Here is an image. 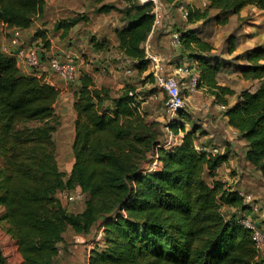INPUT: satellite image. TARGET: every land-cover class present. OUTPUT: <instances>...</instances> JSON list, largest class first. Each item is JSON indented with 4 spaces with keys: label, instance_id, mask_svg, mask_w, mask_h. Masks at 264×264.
<instances>
[{
    "label": "trees",
    "instance_id": "trees-1",
    "mask_svg": "<svg viewBox=\"0 0 264 264\" xmlns=\"http://www.w3.org/2000/svg\"><path fill=\"white\" fill-rule=\"evenodd\" d=\"M86 1L98 5L96 14L120 15L123 26L114 31L116 49L137 74L145 73L149 62L143 44L152 30V4L121 0L124 6L118 7V0ZM180 1L162 0L170 6ZM207 1L204 9L187 5L186 22L205 20L209 10L220 15H236L248 6L264 11V0ZM43 7V0H0V24L27 29L42 16ZM83 17L54 29L62 30L64 38ZM177 34L182 49L199 51L189 53L200 75L199 87L225 106L228 125L246 142V160L264 180V46L235 56L241 62L235 71L257 84L237 93L218 83L223 66L215 57L200 54L212 48L195 30ZM35 35L48 46L43 32ZM230 44L232 53L234 41ZM92 46L102 52L108 41L92 40ZM134 90L125 86L111 97L90 75L79 77L73 102L74 161L67 175L59 170L53 139L60 125L55 113L59 89L46 82L44 73L27 74L0 51V219L16 243L20 261L15 264H60L58 244L68 229L83 235L101 230L89 264H262L251 231L221 211L222 206L246 209L239 191H229L215 179L217 167L227 161L226 151L213 156L197 152L195 141L205 132L195 123L186 129L182 115L168 122L174 136L182 132L180 141L168 150L156 148L161 145L158 130L147 124ZM226 96L236 100L228 106ZM155 153L156 167L149 170V157ZM76 187L86 198L83 210L74 214L55 194ZM0 264H7L1 250Z\"/></svg>",
    "mask_w": 264,
    "mask_h": 264
},
{
    "label": "rangeland",
    "instance_id": "rangeland-1",
    "mask_svg": "<svg viewBox=\"0 0 264 264\" xmlns=\"http://www.w3.org/2000/svg\"><path fill=\"white\" fill-rule=\"evenodd\" d=\"M69 1L71 2L68 8L69 11L66 12V14L61 13L59 20H63V18L67 16H87L85 20L86 23L80 24L79 27L75 28L79 31L80 35H83L82 38L77 39L79 34H76L75 38L72 37V39H67L68 36L66 35L62 40V33L59 37L54 33L55 29L53 30V28H50V26L53 25L51 21V11L48 9L45 0V6L43 7L42 16L35 19L36 21L39 20L40 28L42 29V31L39 32H48L50 34H53L54 37H58L57 42H55L54 45H61L63 49H68L69 47H71L69 51H63L65 52V54L57 53L55 48L53 50L54 52L51 53L53 55H59L61 57H64L66 54H68L79 70L82 66L80 65L81 61L87 63L89 65L88 70L94 72L96 76V83L98 85H101L103 88L108 89L111 97L118 96L120 91H122L125 86H133L135 88L134 94L136 95V101L139 103L140 112L145 117L147 124H151L153 129L158 130L159 141L161 143H172L174 138H170V136H168L167 134V131L164 129V126L167 123L166 94L161 91L158 86H156L152 74L151 77L149 76L150 71L148 69L143 74H137V71L132 66V63H127L122 54H120V52L116 49L115 35L113 32L115 31V29H119L123 26V23L120 20V15L117 12H111L108 15H99L94 13V9L97 8V6L94 7L85 0ZM107 2L111 1L108 0ZM114 4H116V6L118 7L124 6V4L120 1H115ZM181 4L186 7L188 5L193 8H199L201 0H193V2L190 0H182ZM162 5V25L160 26V28L155 30L156 35L160 33V38L157 39V36L155 35V41L153 36L149 38L148 43L150 49H152L155 53L160 54L164 58H167V61L163 66L166 73L173 72L175 65L182 63H190L197 68L195 61L189 58V53H197L199 51L193 49V51L190 52L185 48L182 49L180 43L177 47H173L169 44L170 35H172L173 33H179L186 30H195V34L204 43L208 44L212 48L209 53L200 52V54H206L207 56L210 55L215 57V59L219 61L223 66L222 70L217 75V81L220 85H225L237 93L244 89H253L257 85L255 81H248L240 77V75L235 71L234 66L235 64H241V62L234 60V58L236 55L244 52L251 47L258 45L264 46V11L258 10L252 6H248L242 9L236 15H220L214 10H209L208 16L205 20H201L199 22L191 24L186 22V20L182 18V12L179 8V4H177L176 6H170L162 2ZM215 16H219V19H217V17L215 18ZM41 21H44L43 23H45V25H41ZM163 30H167V33H163ZM33 35L34 33L32 35H28V37H25L21 34V39L25 45H32L35 38L33 37ZM165 35L166 41L164 42L163 38L161 40V37ZM103 39H106L108 41V48L101 53H96L92 48V40L101 42ZM69 40H72L71 45L68 43ZM231 41H234L235 50L232 53H229ZM89 45H91L90 47L94 52L89 51ZM46 49L45 52H42L44 62L47 60V58L50 57L49 55H51L49 51L50 48L49 50ZM121 78H123L124 81L123 88L118 87ZM126 80L128 81V83L132 82V84L125 85L127 84L125 83L127 82ZM184 99L185 105L184 108L179 111V115H182L184 117L180 120L184 123L186 129H189L192 123L198 124L197 127L199 128H204L203 123L209 122L208 119L214 116L213 111L211 110L215 108L217 110H220L218 109L219 103L216 101L214 96L211 95L210 91L203 86L199 88L198 92L192 95H185ZM226 99H228L229 103H232L236 100L235 96H226ZM204 104H208L209 107V110L206 112L203 110ZM221 111L222 110H220V112ZM179 115L177 119H179ZM218 118L219 123H221L222 116L220 115ZM34 125L35 124H29V126ZM208 125L210 124L208 123ZM205 134L206 138L202 137V140H199V143L203 142L207 145L211 144L214 146H218L221 152L223 150V146H230L231 142L236 141L235 138H233L232 141L229 140V137L227 138L228 135L225 131V125L222 124L220 126H213L212 128H205ZM66 135L67 134H64V137L61 134H57L55 136L57 148L55 158L59 170L62 172L63 170L65 171L68 167L67 156L72 154V143L70 145V148L68 147V144L71 141V137H69V135ZM180 136L181 135L178 134L176 136V139H179ZM217 137H225L221 138L218 141L220 145L217 144L218 142L216 143L215 139H217ZM1 165L2 161L0 159V167ZM61 205L67 211L74 214L80 213L84 207L83 203L68 205L64 202H61ZM1 212L2 210L0 208V215ZM64 235L66 237H69V239L72 241L70 244L71 246L79 243V241L77 240L78 235L71 229H68ZM89 243L91 245L93 244L92 238ZM65 245L67 244H58L59 263H62V261H64V253H59L65 250ZM0 250L7 264H15L20 261V255L17 251L16 243L7 233V225L1 219Z\"/></svg>",
    "mask_w": 264,
    "mask_h": 264
},
{
    "label": "crops",
    "instance_id": "crops-1",
    "mask_svg": "<svg viewBox=\"0 0 264 264\" xmlns=\"http://www.w3.org/2000/svg\"><path fill=\"white\" fill-rule=\"evenodd\" d=\"M45 1H46L47 6H48V9L51 11V16H52L51 21H52L53 25L50 26V28H53V30H54V27L56 24L65 22L67 20H70L71 18L76 17V16H74V17L67 16V17L63 18V20H59L61 13L66 14V12L69 11L68 8H69V5L71 3L69 0H45ZM118 1L122 2L121 0H118ZM87 2H89L94 7L95 6L98 7V5H96L90 1H87ZM44 6H45V2H44ZM99 15H104V14H99ZM105 15H108V14H105ZM77 16H79V15H77ZM81 16H84V15H81ZM83 18L84 19H82L79 23L75 24L74 26H72L69 29V31L67 33V36H68L67 39H72V37L75 38L76 34H79L77 39L82 38L83 35L82 34L80 35L79 31L76 30L75 28L79 27L80 24L86 23L85 20H86L87 16H84ZM43 22L44 21H41V25L42 24L45 25V23H43ZM40 29L41 28H40L39 20H37V21L34 20L31 23L30 27H28L27 29L21 30V34H22V36L28 37V35H32L34 33L33 37H35V38H34V42L32 43V45L34 47H36L41 52V56H42V52L43 51L45 52L46 48H48L46 50H49V48H50L49 51H50L51 55H49V56H59V55H53L51 53V52H54L53 51L54 48H55L57 53H62V54H65V52H63V51H66V50L69 51L71 49V47H69L68 49L64 48L65 49L64 50L61 47V45H59V46L54 45V43L57 42L58 37L62 33V30H58V31L55 30L54 31V33L58 36V37L56 36L57 38L54 37L53 34H50L48 32H44L45 40H46V42H48V46L46 47L44 45L43 41L41 40V38L37 37L35 35L36 32L42 31V29L41 30ZM166 31L167 30H163V33H167ZM8 32H9V29L6 28L5 26H3V24H0V45L4 44L6 42V40H7L6 36H7ZM155 35H156V33L154 32V34L152 35V37L154 36V41H155L156 36H157V39L160 38L159 37L160 33L156 36ZM166 35L161 37V40L163 38L164 42L166 41ZM171 36L172 35H170L169 44L171 41ZM25 37H24V39H25ZM62 40H63V38H62ZM71 41L72 40H69V42H68L70 45L72 43ZM60 42H63V41H60ZM64 42H67V41H64ZM115 44H116V39H115ZM90 46L91 45H89V47H88L89 51L94 52L95 50L93 51ZM66 48H67V45H66ZM99 53H101V52H99ZM59 57H61V56H59ZM124 59L127 61V63H129V62L132 63L130 60H128L126 58H124ZM80 65H82L80 70L77 67V80L74 83H69V84L67 82H65L64 80L59 79L56 75L52 74L50 71H47V72L42 71V73H44L46 82L48 84L54 86L55 88L59 89V91H60L59 98H58L57 102L55 103V113L60 118V125L57 128V130L55 131V133L53 134V139H54L55 144H56L55 136L57 134H61L63 137H64V134H67L66 136L69 135V137H71L72 139L74 138V131H73L74 126H73V124H74V120H75L76 115H75V112L73 110V102H74V92L77 90L78 85H79V77L83 74H88L92 77L94 85L97 88H102L101 85H98L96 83L97 80L95 79L96 76H95L94 72L88 70L89 65L87 63H84L83 61L80 62ZM23 72H25V71H23ZM25 73H27V72H25ZM125 83H127L125 85L132 84V82L128 83V81ZM123 86H124V81H123V78H121L120 84L118 85V87L123 88ZM233 103H234V101L232 103H229V101H228V106H230ZM203 108H204L203 110L205 112L208 111L209 110L208 104H204ZM218 109H219V107H218ZM211 111H213L214 116L210 117V119H208L209 122L203 123L204 128H201V130H203L205 132V128H212L213 126H217V125L220 126L222 124V125H225V131L227 132V135H228L227 138L229 137V140H231V141L233 138L236 139V141L231 142L230 146L226 145V146L222 147V149H223L222 152L226 151L227 161H225L224 163H222L221 165H219L217 167L215 179L224 183L225 188L228 189L229 191H243V192L251 194L253 196L254 200L256 202H258V205L260 207V212H259V215L257 217L258 218V226L264 227V224H263L264 223V213H262V212H264V180L262 179L260 173L258 171H256L255 168L246 160V158H245L246 150H247L246 142L243 139H240L237 137V132L232 127H230L228 125L227 118L224 116V113L222 111L220 112V110H217L216 108L211 110ZM216 115L222 116L221 123H219V121H218L219 116H216ZM208 123L210 125H208ZM217 123H219V124H217ZM221 128H222V126H221ZM179 134L181 135L180 136V139H181L183 134H182V132H179ZM202 137L206 138V134L199 136L196 139L195 144H199V140H202L201 139ZM221 138H225V137H217V139H215L216 143ZM72 139H71L70 143L68 144L69 148H70V145L72 143ZM200 143H203V142H200ZM217 144H219V142ZM219 150H220V148H219ZM73 161H74L73 155L72 154L68 155L67 156L68 167L65 171L63 170V172H65L67 175L70 172ZM206 181L208 183H212L213 178L206 176ZM221 211L228 218L230 216H234L235 218H237V216L241 215L242 213L248 214V211L246 209L245 210H237L235 208L226 207V206H222ZM95 232H96V230H93L88 235L77 234L78 235L77 240L79 241V243L74 245V246L70 245L72 241L69 239V237H66L64 235L63 241L60 242L59 245H63V244H67V245H65V250H63V251H61V253H59V254L64 253L63 254L64 257L62 256L64 261H62V263H60V264H72V263L73 264H83L86 260V257L89 256V253H90L91 249L93 248V245H91L89 243V241L94 236Z\"/></svg>",
    "mask_w": 264,
    "mask_h": 264
},
{
    "label": "built area",
    "instance_id": "built-area-1",
    "mask_svg": "<svg viewBox=\"0 0 264 264\" xmlns=\"http://www.w3.org/2000/svg\"><path fill=\"white\" fill-rule=\"evenodd\" d=\"M139 4L143 5L146 3L152 4L151 14L153 15V24L152 30L143 44L145 58L149 62V71L153 76L154 82L158 88L166 94V116L167 123L164 126V129L167 131L170 138H174L172 143H161L156 148L170 149L175 144H177L179 139H176V136L172 134L169 129L168 122L173 121L178 118L179 111L184 108L185 105V95H192L199 90L201 84L200 75L198 70L193 64L182 63L176 64L174 71L171 73H166L163 66L167 61V58H164L160 54L155 53L150 49L148 40L152 37L155 30L160 28L163 21V5L162 0H136ZM193 2V0H190ZM197 1V0H195ZM179 8L182 12V18L187 20V7L180 5ZM208 5L207 0H201L200 7L205 8ZM3 26H5L3 24ZM6 27V26H5ZM7 28V27H6ZM6 42L0 45V51L7 56L13 57L23 71L29 73L40 74L42 71H50L56 74L59 78L64 80L67 83H74L77 80V66L72 61V58L66 54L64 57L59 56H50L44 62L41 52L34 47L33 45L27 46L21 39V30L12 28L9 29V32L6 36ZM170 45L177 47L179 45V35L173 33L171 36ZM128 72V71H127ZM219 109L224 111L225 106L219 104ZM174 143V144H173ZM172 145V146H171ZM195 149L197 152L202 153L206 156H213L220 153V150L217 146L207 145L205 143L195 144ZM157 150V149H156ZM157 154H151L150 159L151 163L148 167L149 170H153L156 167ZM239 195L242 197V203L245 205L248 214L242 213L237 216L236 220L239 224L251 231L252 240L254 242V247L257 252V257L263 259L262 264H264V227L258 226V215L260 207L258 203L254 200L253 196L246 194L243 191H239ZM56 199L61 203L72 205V204H84L86 194L78 187L74 189H61L58 190L55 194ZM101 237V230L96 231L92 237L93 241L99 240ZM93 245V244H92ZM83 264H89V256L86 257V260Z\"/></svg>",
    "mask_w": 264,
    "mask_h": 264
},
{
    "label": "bare ground",
    "instance_id": "bare-ground-1",
    "mask_svg": "<svg viewBox=\"0 0 264 264\" xmlns=\"http://www.w3.org/2000/svg\"><path fill=\"white\" fill-rule=\"evenodd\" d=\"M71 139H72V138H71ZM71 139H70V140H71Z\"/></svg>",
    "mask_w": 264,
    "mask_h": 264
}]
</instances>
